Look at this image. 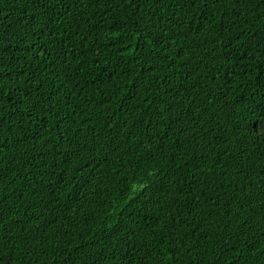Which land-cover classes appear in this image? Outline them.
I'll return each instance as SVG.
<instances>
[{"label":"trees","instance_id":"1","mask_svg":"<svg viewBox=\"0 0 264 264\" xmlns=\"http://www.w3.org/2000/svg\"><path fill=\"white\" fill-rule=\"evenodd\" d=\"M0 264H264V0H0Z\"/></svg>","mask_w":264,"mask_h":264}]
</instances>
